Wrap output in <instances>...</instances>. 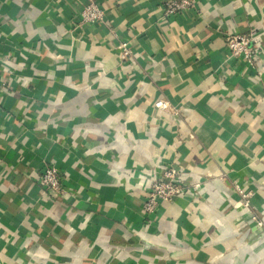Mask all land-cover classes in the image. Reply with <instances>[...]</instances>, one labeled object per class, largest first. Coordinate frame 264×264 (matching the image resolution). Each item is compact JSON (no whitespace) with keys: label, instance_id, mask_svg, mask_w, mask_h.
I'll list each match as a JSON object with an SVG mask.
<instances>
[{"label":"crops","instance_id":"1","mask_svg":"<svg viewBox=\"0 0 264 264\" xmlns=\"http://www.w3.org/2000/svg\"><path fill=\"white\" fill-rule=\"evenodd\" d=\"M89 1L0 0V264H264V0ZM165 165L203 185L146 213Z\"/></svg>","mask_w":264,"mask_h":264},{"label":"built area","instance_id":"2","mask_svg":"<svg viewBox=\"0 0 264 264\" xmlns=\"http://www.w3.org/2000/svg\"><path fill=\"white\" fill-rule=\"evenodd\" d=\"M191 7H194L192 0H167L163 5V13L171 15L183 12ZM78 13L81 24L99 23L103 17V10L91 0L80 6ZM258 37V34L254 31H250L245 35L229 33L225 39L230 56L252 65L255 60L253 46L259 43ZM118 49L120 50L121 59L130 58L131 49L127 41L119 42ZM155 106L166 108L168 105L166 102L157 101ZM39 175V183L45 191L54 193L58 198L66 196L68 188L64 185V177H62L61 171L55 163H44ZM187 178L191 179L190 189L196 195L203 185V177L194 175L192 171L184 167L175 168L171 165H165L162 168L155 169L151 174L150 187L147 189L144 198V212H156L163 203L171 202L187 193L189 190L185 182ZM235 188L242 197L247 196L238 185ZM244 208L247 210L246 203ZM257 226L260 227L261 222H258Z\"/></svg>","mask_w":264,"mask_h":264}]
</instances>
